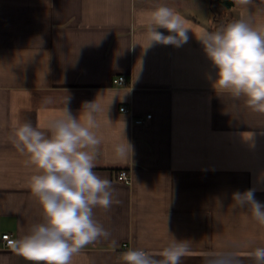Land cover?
Returning <instances> with one entry per match:
<instances>
[{
  "label": "crops",
  "instance_id": "crops-1",
  "mask_svg": "<svg viewBox=\"0 0 264 264\" xmlns=\"http://www.w3.org/2000/svg\"><path fill=\"white\" fill-rule=\"evenodd\" d=\"M231 1L223 9L209 0H0V237L18 239L42 220L28 184L36 169L13 142L17 120L44 126L65 106L78 116L94 103L102 140L94 171L119 203L94 210L110 236L73 264H122L123 244L155 254L174 238L190 251L180 264H206L225 250L254 264L246 253L264 247V225L233 194L251 191L264 204V112L214 90L215 69L197 39L242 15L264 31V0ZM161 5L186 21L179 47L150 44ZM116 76L128 85L114 87ZM122 131L133 149L124 158L113 150ZM121 170L130 184L117 181ZM0 264L28 262L0 245Z\"/></svg>",
  "mask_w": 264,
  "mask_h": 264
},
{
  "label": "clouds",
  "instance_id": "clouds-1",
  "mask_svg": "<svg viewBox=\"0 0 264 264\" xmlns=\"http://www.w3.org/2000/svg\"><path fill=\"white\" fill-rule=\"evenodd\" d=\"M251 2L239 0L242 5ZM151 24L150 44L179 47L188 40L186 21L173 8L157 7ZM197 39L215 69L214 77L209 76L214 90L234 100L243 97L248 108L264 112V31L242 15L214 31L202 30ZM45 103H51V98H46ZM97 110L94 103L86 104L78 116H73L65 106L44 126L19 120L13 126L15 146L36 169L28 184L42 212L41 222L11 241L13 251L28 264H73V258L83 249L110 236L94 214L97 208L108 211L114 202L119 203L114 201L111 182L94 171L102 142L96 131ZM113 150L120 158L132 154V145L123 131L122 142ZM233 200L236 206L247 207L253 219L264 225V204L256 201L251 191L234 193ZM188 255V244L175 238L159 253L140 248L121 253L122 264H180ZM246 255L254 264H264V247H255ZM206 264H240V256L229 250L211 253Z\"/></svg>",
  "mask_w": 264,
  "mask_h": 264
},
{
  "label": "built area",
  "instance_id": "built-area-1",
  "mask_svg": "<svg viewBox=\"0 0 264 264\" xmlns=\"http://www.w3.org/2000/svg\"><path fill=\"white\" fill-rule=\"evenodd\" d=\"M112 85L114 87H126L128 83L126 82L125 78L123 76H116L112 79ZM119 112L121 113H129V109L125 106L119 108ZM151 118L150 115L146 116L144 119L137 118L134 120L135 125H145L146 121ZM117 181L124 183L126 185L130 184L131 178L129 173L126 170H121L117 174ZM14 238L10 234H2L0 237V245L2 248L11 249V241H13ZM130 247L127 244H123L121 246V251H126Z\"/></svg>",
  "mask_w": 264,
  "mask_h": 264
},
{
  "label": "trees",
  "instance_id": "trees-1",
  "mask_svg": "<svg viewBox=\"0 0 264 264\" xmlns=\"http://www.w3.org/2000/svg\"><path fill=\"white\" fill-rule=\"evenodd\" d=\"M211 7L218 5L219 7L223 9H230L232 6V1L231 0H209Z\"/></svg>",
  "mask_w": 264,
  "mask_h": 264
}]
</instances>
